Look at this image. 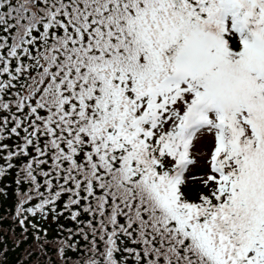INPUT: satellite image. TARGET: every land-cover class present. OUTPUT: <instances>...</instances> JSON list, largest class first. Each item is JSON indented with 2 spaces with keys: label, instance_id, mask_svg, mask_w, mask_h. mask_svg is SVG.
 Returning <instances> with one entry per match:
<instances>
[{
  "label": "snow or ice",
  "instance_id": "obj_1",
  "mask_svg": "<svg viewBox=\"0 0 264 264\" xmlns=\"http://www.w3.org/2000/svg\"><path fill=\"white\" fill-rule=\"evenodd\" d=\"M8 177L40 264H264V0H0Z\"/></svg>",
  "mask_w": 264,
  "mask_h": 264
},
{
  "label": "trees",
  "instance_id": "obj_2",
  "mask_svg": "<svg viewBox=\"0 0 264 264\" xmlns=\"http://www.w3.org/2000/svg\"><path fill=\"white\" fill-rule=\"evenodd\" d=\"M4 183L10 184V187L8 188V198L0 200V216L5 217L0 223V264H40L41 258L36 255L38 242L31 230L28 234H23L18 222L12 219L16 205L13 191L15 185L11 184V177L6 178ZM53 227L55 226L53 225ZM55 235L56 233L52 229L48 230L50 238Z\"/></svg>",
  "mask_w": 264,
  "mask_h": 264
},
{
  "label": "rangeland",
  "instance_id": "obj_3",
  "mask_svg": "<svg viewBox=\"0 0 264 264\" xmlns=\"http://www.w3.org/2000/svg\"><path fill=\"white\" fill-rule=\"evenodd\" d=\"M193 155H194V157H196V158L199 160V156L197 155L196 152H194ZM192 171H193L194 173H197V172L200 171V169H199L198 166H193Z\"/></svg>",
  "mask_w": 264,
  "mask_h": 264
}]
</instances>
